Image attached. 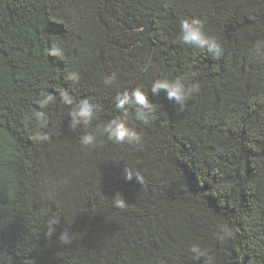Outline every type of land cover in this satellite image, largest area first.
<instances>
[{
  "label": "trees",
  "instance_id": "1",
  "mask_svg": "<svg viewBox=\"0 0 264 264\" xmlns=\"http://www.w3.org/2000/svg\"><path fill=\"white\" fill-rule=\"evenodd\" d=\"M0 264H264V0H0Z\"/></svg>",
  "mask_w": 264,
  "mask_h": 264
},
{
  "label": "clouds",
  "instance_id": "2",
  "mask_svg": "<svg viewBox=\"0 0 264 264\" xmlns=\"http://www.w3.org/2000/svg\"><path fill=\"white\" fill-rule=\"evenodd\" d=\"M178 39L183 42V44L196 49H206L209 53L214 56H220L223 54V47L220 38L216 35L213 29L205 28L204 24L198 19H184L181 22V31L179 33ZM161 90L166 91V96L169 100H174L178 104H183L185 97L194 91L198 90L197 86H192L191 88L185 89L184 85L179 81H156L152 86V93L154 95L159 94ZM52 98L48 97L47 100H43L42 103H48ZM65 103L72 104V99L65 95ZM134 102L138 105L136 116L138 119L148 122L149 111L154 110L157 105L150 103L147 95L141 88L134 89L131 94H124L123 97H117L116 106L118 108H123L124 105ZM83 107L79 110H72L70 115L76 120H82L84 123H89L95 116L92 109L89 107L86 101L81 102ZM103 131L108 134L109 140H113L117 143H123L126 139L129 141L138 139L137 134L132 129H129L125 123L119 119H112L103 125ZM94 137L89 135L84 137L83 144L87 145L92 143ZM116 202L123 206V200L117 195ZM63 240L64 237H61Z\"/></svg>",
  "mask_w": 264,
  "mask_h": 264
}]
</instances>
